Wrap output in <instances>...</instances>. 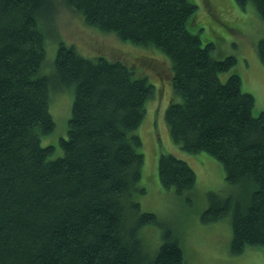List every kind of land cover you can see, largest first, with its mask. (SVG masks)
Listing matches in <instances>:
<instances>
[{"label":"trees","instance_id":"1","mask_svg":"<svg viewBox=\"0 0 264 264\" xmlns=\"http://www.w3.org/2000/svg\"><path fill=\"white\" fill-rule=\"evenodd\" d=\"M234 1L252 4L264 19V0ZM196 8L189 0H0V264H185L173 227L133 199L145 190L136 129L153 83L124 60L86 57L62 40L53 73H41L45 22L58 29L59 12L67 10L99 33L168 58L170 74L166 60L158 61L165 67L157 89L169 98L170 75L164 121L172 141L207 153L225 181L239 186L226 195L209 191L200 220L230 213L232 255L248 245L264 250V111L252 114L254 97L231 70L236 57H214V42L188 30ZM257 55L264 67V38ZM50 83L73 86L56 157L54 144L41 143L55 124ZM157 174L163 188L179 194L196 182L193 168L169 152L159 154ZM145 224L161 228L153 256L139 236Z\"/></svg>","mask_w":264,"mask_h":264},{"label":"rangeland","instance_id":"2","mask_svg":"<svg viewBox=\"0 0 264 264\" xmlns=\"http://www.w3.org/2000/svg\"><path fill=\"white\" fill-rule=\"evenodd\" d=\"M197 8L187 22V28L199 34L202 42H214L213 56L221 58L232 54L237 61L231 70L241 76L242 89L254 97L252 114L264 111V67L257 55V44L264 38V19L255 11L252 4L244 8L234 0H189ZM57 6V5H56ZM82 17V16H81ZM58 29L45 22V58L41 73H53V60L58 41L75 42L76 49L86 57L92 53H105L110 60L121 59L128 63L135 76H144L155 87V95L145 102V111L136 134L141 139L139 150L144 155L139 185L145 190L136 192L134 200L140 203L143 211L155 212L159 219L170 224L176 232L184 253L185 264H264V250L260 246H246L242 253L230 252L231 223L230 213L216 222L202 223L200 215L208 204L207 193H237L239 186L231 185L224 179L222 166L205 152L190 153L182 150L169 135L164 121V111L172 97L170 75L168 79L169 98L166 92L157 89L160 72L168 65V58L155 48L121 43L111 34L99 33L87 27L78 15L67 11L59 12ZM83 19V18H82ZM71 28L67 32L66 28ZM50 44V46H48ZM74 44V43H73ZM99 51H96L97 45ZM75 45V44H74ZM114 58H113V57ZM123 61V62H124ZM126 63V64H127ZM229 72L221 74L225 79ZM159 84V83H158ZM50 83L49 111L54 119V129L41 139V143L54 144L52 157L61 155L60 138L67 135V119L71 112L73 86H58ZM165 96V97H164ZM161 152H169L185 160L196 173L194 186L183 193L161 186L157 164ZM143 249L153 256L159 248L161 228L145 224L139 229Z\"/></svg>","mask_w":264,"mask_h":264}]
</instances>
